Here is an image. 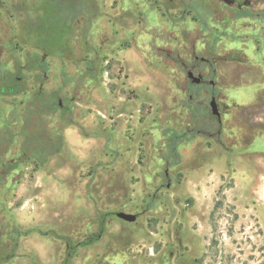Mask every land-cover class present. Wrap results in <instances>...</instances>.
<instances>
[{
    "label": "rangeland",
    "instance_id": "374dc122",
    "mask_svg": "<svg viewBox=\"0 0 264 264\" xmlns=\"http://www.w3.org/2000/svg\"><path fill=\"white\" fill-rule=\"evenodd\" d=\"M206 1L97 0L91 75L84 61L47 56L41 80L27 72L25 92L0 95L8 158L37 93L58 95L67 111L47 113L58 152L26 159L0 186V264H264V32L243 28L246 58L227 60L230 33ZM10 2L0 7L7 68L31 49H14ZM207 48L212 64L199 69L214 86L191 82L180 64ZM103 212L99 239L67 258V241L95 233Z\"/></svg>",
    "mask_w": 264,
    "mask_h": 264
},
{
    "label": "trees",
    "instance_id": "16d2710c",
    "mask_svg": "<svg viewBox=\"0 0 264 264\" xmlns=\"http://www.w3.org/2000/svg\"><path fill=\"white\" fill-rule=\"evenodd\" d=\"M3 4L4 0H0V7ZM9 11L10 15L17 18L19 29L15 36L14 49H23V46L31 49L25 51L23 61L15 57L11 67L0 66V95L25 92L27 72H33L34 80H41L47 69V56L76 63L84 61L86 75L93 73L97 59L95 56L88 58L87 54L95 50L90 41V31L94 20L100 15L97 0H11ZM39 94L28 104L22 117L24 123L21 130L26 140L35 136L27 133V126L33 123L35 115L52 112L55 108L66 109L65 106H60L62 102L58 95L52 92ZM66 112L64 110V116ZM68 122L73 121L69 119ZM46 134L50 137L36 145L40 147L38 151L31 148L33 163L37 165L43 164L49 154L58 152L62 144L59 134ZM43 135L40 134V138ZM182 137L183 134L177 132L169 136L171 152L175 153L177 142ZM11 141V130L8 127L0 128V146L6 147ZM107 217V212L99 215L95 233L80 241H67V258L74 255L78 245H87L99 239ZM14 231L18 234L20 230Z\"/></svg>",
    "mask_w": 264,
    "mask_h": 264
},
{
    "label": "flooded vegetation",
    "instance_id": "af4514ba",
    "mask_svg": "<svg viewBox=\"0 0 264 264\" xmlns=\"http://www.w3.org/2000/svg\"><path fill=\"white\" fill-rule=\"evenodd\" d=\"M206 3L208 4V7L213 13L214 17L217 16L216 18L218 20H216V25L221 24L228 30V33H230V46H228L226 49V53L228 55L226 59L230 61H238L246 58L244 50L238 44L244 42L243 28H249V31L252 34L264 32V0H207ZM202 44L206 43L202 42ZM206 54L207 55L199 56L195 52H189V62L187 63L184 59H182L180 64L182 65L187 78L188 72H192L194 75H202L200 82L196 84H202L207 81L211 86H214V80L212 78L206 80V74L201 72V69H199L200 63L208 64L209 67L212 64V50H208ZM177 57L178 59H181L179 55H177ZM188 79L190 80V78ZM213 96L214 95H211V98ZM216 100L217 106L219 108V98L216 97ZM49 114H51V112H49ZM220 116H215L218 121H220ZM46 118L47 113L35 115L32 119L33 123H30L27 126V133L33 136L35 134L34 138L31 137L26 140L20 128L17 133L21 136V142L19 144V152L16 156L11 158H8L7 156L11 142L6 147L3 145L0 146V186L3 184V182L7 181V176H12L14 173H17V167L19 164H21L26 159H33L31 152L38 151L40 149L39 146H36L40 141H46V138L50 137L46 136ZM23 123L24 120L22 118V125ZM53 129H55V127ZM52 133L53 132H48V134ZM40 134H44L42 138H40ZM5 257H7V255ZM3 259L4 257L0 255V262H2Z\"/></svg>",
    "mask_w": 264,
    "mask_h": 264
},
{
    "label": "water",
    "instance_id": "95a60500",
    "mask_svg": "<svg viewBox=\"0 0 264 264\" xmlns=\"http://www.w3.org/2000/svg\"><path fill=\"white\" fill-rule=\"evenodd\" d=\"M188 78H190L191 82L193 83H199L201 79V75H194L192 72H188ZM209 106H210L211 113L214 116L219 117L220 112L218 110L217 103L213 97L209 101ZM116 216L126 221H133L136 218V214L130 213V212H124V211L116 212Z\"/></svg>",
    "mask_w": 264,
    "mask_h": 264
}]
</instances>
